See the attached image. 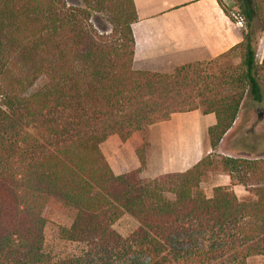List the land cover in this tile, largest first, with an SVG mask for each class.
Returning a JSON list of instances; mask_svg holds the SVG:
<instances>
[{
  "label": "trees",
  "instance_id": "obj_1",
  "mask_svg": "<svg viewBox=\"0 0 264 264\" xmlns=\"http://www.w3.org/2000/svg\"><path fill=\"white\" fill-rule=\"evenodd\" d=\"M81 1L0 0V264H245L264 256V160L212 153L185 172L144 179L140 170L115 176L100 152L111 135L126 141L195 110L214 115L216 148L246 96L262 99L264 0H234L244 18L238 45L208 68L195 62L171 74L132 68L133 0ZM94 14L109 33L96 30ZM231 55L238 64L219 65ZM212 172L247 197L227 186L207 196L201 184ZM46 208L71 218L53 236L82 244L78 253L45 251ZM124 214L138 224L126 238L113 229Z\"/></svg>",
  "mask_w": 264,
  "mask_h": 264
},
{
  "label": "crops",
  "instance_id": "obj_2",
  "mask_svg": "<svg viewBox=\"0 0 264 264\" xmlns=\"http://www.w3.org/2000/svg\"><path fill=\"white\" fill-rule=\"evenodd\" d=\"M223 1L133 0L137 20L131 25L132 68L171 74L179 66L212 61L230 51L242 41V29L223 12ZM257 53L262 63L264 41ZM260 90L261 101L243 100L232 127L214 149L208 129L215 125V117L195 110L174 113L126 141L111 135L100 145V152L115 176L140 170L144 179L185 172L212 153L264 160V84ZM215 181L212 189L227 186L240 199L248 195L243 186H232L226 174L219 173Z\"/></svg>",
  "mask_w": 264,
  "mask_h": 264
},
{
  "label": "rangeland",
  "instance_id": "obj_3",
  "mask_svg": "<svg viewBox=\"0 0 264 264\" xmlns=\"http://www.w3.org/2000/svg\"><path fill=\"white\" fill-rule=\"evenodd\" d=\"M68 7L83 8L84 5L81 0H63ZM222 7L226 10L228 15L233 19V15L239 14L242 19L243 15L241 13V8L234 0H224ZM234 20V19H233ZM91 23L96 28L99 33H109L110 25L105 21L101 15H93L91 18ZM235 23V21H234ZM242 28V27H241ZM264 41V33L258 34V46H261ZM261 44V45H259ZM258 53H256V59L258 61ZM259 62V61H258ZM202 66L203 68H208L207 65ZM230 63L238 64L239 58L231 55L222 59L219 62L221 66H228ZM213 66V65H212ZM259 84L263 87V82L260 81ZM264 95V90H263ZM252 97L250 95L246 96V101H251ZM264 99V98H263ZM264 105V104H263ZM255 110V109H254ZM219 172H212L204 179L201 184V188L207 196H211L212 185L215 180L218 179ZM247 197V196H246ZM46 219V224L44 227V238H45V251L53 255L54 257L62 258L70 255H74L79 252L82 244L77 242H69L61 239L54 238V231L57 227L69 228L71 226L72 220L70 217L66 216L64 213L50 208H46L43 212ZM138 224L136 220L128 214H124L114 225L113 229L120 234L123 238L128 237L137 228ZM245 264H264V256L251 257L246 260Z\"/></svg>",
  "mask_w": 264,
  "mask_h": 264
},
{
  "label": "built area",
  "instance_id": "obj_4",
  "mask_svg": "<svg viewBox=\"0 0 264 264\" xmlns=\"http://www.w3.org/2000/svg\"><path fill=\"white\" fill-rule=\"evenodd\" d=\"M233 19H234L236 25L242 27L243 19H242V17L239 14L233 15Z\"/></svg>",
  "mask_w": 264,
  "mask_h": 264
}]
</instances>
